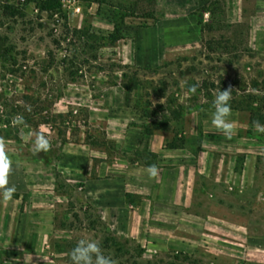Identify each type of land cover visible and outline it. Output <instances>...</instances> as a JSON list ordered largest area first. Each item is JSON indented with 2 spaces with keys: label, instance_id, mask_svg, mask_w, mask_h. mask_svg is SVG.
<instances>
[{
  "label": "rangeland",
  "instance_id": "1",
  "mask_svg": "<svg viewBox=\"0 0 264 264\" xmlns=\"http://www.w3.org/2000/svg\"><path fill=\"white\" fill-rule=\"evenodd\" d=\"M22 1L0 0V87L4 75L17 82V91L24 82L6 74L13 68L9 55L39 67L51 51L54 67L46 80L61 86L53 107L68 113L67 141L46 125L0 135L12 164L9 186L16 187L11 201L0 200V264H71L82 238L97 240L117 264H264V134L252 127L264 120L232 109L228 139L211 123L210 100L190 91L205 74L223 77L238 95L234 80L245 91L251 79L262 81L264 0H223L234 27L229 34L253 51L231 64L227 55L220 62L215 53H199V22L207 21L211 0H63L66 22L33 3L20 10ZM5 3L23 15L11 16ZM113 20L122 30L113 45L97 46L67 30L88 25L105 36ZM125 82L135 88L126 91ZM176 103L180 118L166 130L144 131ZM33 131L50 140L48 152L34 153ZM155 139L163 145L159 155L150 150ZM140 164L158 169L145 186L138 183ZM139 186L149 193L120 200L121 190Z\"/></svg>",
  "mask_w": 264,
  "mask_h": 264
},
{
  "label": "trees",
  "instance_id": "2",
  "mask_svg": "<svg viewBox=\"0 0 264 264\" xmlns=\"http://www.w3.org/2000/svg\"><path fill=\"white\" fill-rule=\"evenodd\" d=\"M82 1L101 2L102 0ZM27 3H33L38 12H45L52 18L56 17V21L63 20L66 22L67 20V16L63 11V0H23L20 10H22L23 5ZM4 7L9 10L11 16L15 14L23 15L17 6L13 7L5 3ZM204 9L208 13V19L204 23L199 22L202 48L199 51L200 54L204 53L203 50H206L208 53H215L216 61L220 62H223L222 58L227 55V64H231L235 62V60L241 59L243 56H253V51L246 41L237 42L229 34L234 27L228 22L225 2L223 0H211ZM121 20H123V16ZM120 24L121 21L113 20V29L105 36L92 33L88 25L72 29L67 27V30L78 39L86 38L87 40H95L97 46H105L113 45L122 38ZM52 42L55 47H60V41L58 39L53 38ZM9 56L13 68L9 69L6 74L18 80H24V82L21 84V90L17 91L15 89L17 82L11 78H7L6 75L3 76V80H5L6 83L0 87V135L17 137L19 128L25 125L14 126L12 120L15 116L21 115L24 117L25 123L28 126L34 128H38L41 125L55 127L57 129V134L61 137V143H65L67 141V137L65 136L66 131L62 128L68 113L55 112L53 107L55 101L61 96V86L60 84H50L46 80L49 71L54 67V57L51 51L47 54L48 60L46 62H40L39 67H37L38 62H35L32 66H28L26 63H18L16 57H12V55ZM66 61L67 57L64 56L62 60H60L59 65L64 66ZM247 68L250 69V65H247ZM71 72L73 71H70V74H74ZM28 76H32L33 81L26 83V77ZM38 76H40L41 79L39 82H35ZM71 77H73V75H71ZM262 77V81L251 79V82H248L251 88L249 91H245L246 89L241 85L243 83L242 81L239 83V81L234 80L233 84H237L240 88V92H242L238 95V91L231 89L230 87L232 84H228L223 77L220 76L214 79L211 74H205L204 77L200 79L198 86L196 84V91L202 93L205 98L210 100V104L213 105V100L220 90H231V109H246L250 112L252 118H254L256 114H259V120H264V111L262 113L257 111L259 110L258 106H264V75H262ZM122 87L126 91H132L135 88L133 85L126 82L122 84ZM6 89L9 90L8 93ZM252 90H255V93ZM258 93L259 95H257ZM170 104H173L172 100L167 101V105L170 106ZM181 109L182 107L178 103L173 107L167 108L165 110L166 113L162 114L159 120L153 119L151 121V127H146L144 131L147 134H151L155 129L166 130L172 119L180 118ZM144 115L149 118L153 116L148 110H145ZM170 146L175 147L180 145L172 142ZM128 196L129 193H126L125 197L128 198Z\"/></svg>",
  "mask_w": 264,
  "mask_h": 264
},
{
  "label": "clouds",
  "instance_id": "3",
  "mask_svg": "<svg viewBox=\"0 0 264 264\" xmlns=\"http://www.w3.org/2000/svg\"><path fill=\"white\" fill-rule=\"evenodd\" d=\"M190 91L195 93L196 86H192ZM231 98V90H220L216 94L213 100L214 112L211 119L212 125L228 139L234 135V125L230 120L232 114ZM12 124L14 126H26L24 117L21 115L15 116ZM252 127L257 133L264 134V124H260L259 121H254ZM31 135L34 137L32 148L35 154L46 153L50 150V140L42 133L33 131ZM11 171V160L4 152L3 147L0 146V200L4 202L11 201L16 192L15 185L9 186L8 177ZM147 172L150 177H156L158 169L156 165H150ZM70 261L71 264H117L113 257L104 254V250L97 240L88 238H82L77 241L75 247L71 250Z\"/></svg>",
  "mask_w": 264,
  "mask_h": 264
},
{
  "label": "crops",
  "instance_id": "4",
  "mask_svg": "<svg viewBox=\"0 0 264 264\" xmlns=\"http://www.w3.org/2000/svg\"><path fill=\"white\" fill-rule=\"evenodd\" d=\"M162 147H163V145L161 144V142L160 141H158V139H155L154 141H153V144L151 145V151L153 152V153H155V154H157V155H159V154H161V151H162ZM167 157H173V155H172V153H169V154H167L166 155ZM184 165V163L180 160L179 162H178V166L175 168V172L176 173H178L179 172V170L182 168V166ZM148 165H139L138 166V171L140 172V175L142 174V172H143V174L145 175V173L146 174H148V172H147V169H148ZM142 174V175H143ZM141 176V179L142 180H139V184L140 183H142L143 182V186H145L149 181H151V179H150V176L149 177H146V176ZM140 187V186H139ZM138 187V188H139ZM144 189V191H142ZM125 192H128V193H144V194H148L149 192H147L146 190H145V188H139V189H134V188H130V189H126V191H124V190H121V193H120V200L121 201H123L124 202V198H125ZM108 207H109V205L110 204H106ZM111 208V207H110ZM101 211H103L104 212V210H101ZM106 212H108V209H107V211ZM112 212H115L114 211V209L112 208V210H110L109 211V215H111L112 216ZM109 218V217H108ZM107 224L108 225H110V226H112L113 224H112V222L108 219L107 220Z\"/></svg>",
  "mask_w": 264,
  "mask_h": 264
}]
</instances>
